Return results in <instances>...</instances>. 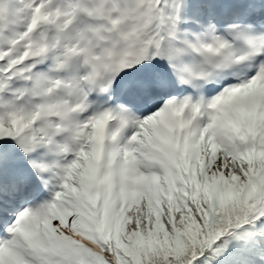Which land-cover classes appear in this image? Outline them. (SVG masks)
Segmentation results:
<instances>
[{"label": "snow or ice", "instance_id": "obj_1", "mask_svg": "<svg viewBox=\"0 0 264 264\" xmlns=\"http://www.w3.org/2000/svg\"><path fill=\"white\" fill-rule=\"evenodd\" d=\"M0 264H264V0H0Z\"/></svg>", "mask_w": 264, "mask_h": 264}]
</instances>
